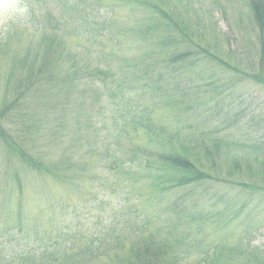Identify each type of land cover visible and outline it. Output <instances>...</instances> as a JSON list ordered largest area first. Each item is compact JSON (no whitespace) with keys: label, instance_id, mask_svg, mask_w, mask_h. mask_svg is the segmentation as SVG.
<instances>
[{"label":"rangeland","instance_id":"obj_1","mask_svg":"<svg viewBox=\"0 0 264 264\" xmlns=\"http://www.w3.org/2000/svg\"><path fill=\"white\" fill-rule=\"evenodd\" d=\"M258 1L76 0L78 7L72 9L73 1L70 0H64L63 4L60 0H0V111L12 109L7 116L8 123L4 122L6 133L17 140L25 138V146L32 147L44 162L60 159L74 165L83 158V168L90 167L94 162L98 163V173H101V166L104 168L100 175L103 179L90 185H87L88 178L84 182L78 179L66 181L64 179L70 178L62 173L59 178L64 179L55 180L51 175H41L16 163L18 160L10 156L0 137V229L22 224L26 233L18 240L6 243L3 256L12 257L23 254L24 250L39 249L63 231L69 233H63L61 245L68 241L70 251L52 264H149L150 261L141 262L142 252L139 255L138 251L130 248L133 244L149 240L159 225H173L175 216L170 213V203L180 206L183 211L196 208L197 214V207L203 206L209 216L199 219L196 218V211L192 212L191 217L195 219L191 222L185 220L183 229L195 233L201 226L200 236L205 237V248L210 245L212 249L222 242L221 251H264V196L251 193L249 197L246 191L213 183L206 189L170 191L166 193L165 202L146 185L141 191H136L138 199L116 197L119 183L112 184L105 179V176L116 173H103L113 160V156L110 157L113 153L99 157L93 156L92 152L94 145L107 141L119 150L120 157L125 150L129 153L136 149H153L155 141L142 127L150 114L153 128L164 127L169 132L177 130L183 134L190 125L202 126L209 121L211 124L207 130L226 128L231 124L230 133L236 137L249 131L253 135H261L258 132L261 127L258 117L264 114V77L260 82L254 80L258 69L264 68L260 65L257 36L260 23L255 4ZM151 3L169 9L170 14L176 12L192 38L206 43L209 49L222 53L225 60L243 69L244 74L239 76L241 80L233 74L231 65L226 75L220 66L212 63L190 70L188 75L195 91L207 90L191 109L187 96L181 101L184 106L172 98L184 94H178L174 88L175 81L166 73L161 74L163 80L157 84L158 89L150 90L142 84L132 89L126 73L134 77L137 69L130 70L128 67L133 63L140 68L142 63L150 66L154 60L158 66L152 65L153 68L161 72L170 58L163 43L156 48L153 39L138 36L140 28L145 30L148 25L145 21ZM57 24L67 28L64 48L85 56L84 62L80 59L83 62L81 66L85 62L92 63L114 77L90 82L88 88L82 91L80 104L74 110L71 105L64 111L58 108L60 95L57 89L51 92L52 99L42 94L30 96L25 92L16 97L14 64L25 58L29 48L37 50L43 25L54 33ZM53 35L62 42L59 32ZM50 39L54 40L51 36ZM61 63L60 59L58 65L61 71L70 67L69 58ZM246 71L254 72L249 74ZM20 76L21 71H17L16 79ZM210 83L213 84L209 86ZM183 87L188 88L187 82ZM195 91H190V97ZM23 99L27 103L26 109L33 114H21L17 108L13 109ZM180 111L183 113L179 114ZM226 115H231L230 121L225 118ZM59 116L61 120H55ZM74 116L80 118V133L76 140L71 139ZM68 156L71 159H67ZM120 173L119 179L125 181L127 176ZM136 174L137 171L131 173V180ZM116 198L131 200L117 203ZM194 200L197 201L195 207ZM119 211H123L129 219L125 224L127 238L122 248H117L116 243L106 237L107 229L117 226V222L112 220ZM218 212H221L219 216ZM36 227H39L38 231ZM101 235L112 245L101 246L95 252L84 251ZM28 256L31 264H44L45 258L38 252L32 251ZM195 259L188 258L182 264ZM235 260L223 258L215 264H241L245 259L236 255ZM16 261L13 264L23 263L22 259Z\"/></svg>","mask_w":264,"mask_h":264},{"label":"trees","instance_id":"obj_2","mask_svg":"<svg viewBox=\"0 0 264 264\" xmlns=\"http://www.w3.org/2000/svg\"><path fill=\"white\" fill-rule=\"evenodd\" d=\"M70 1H73L71 8L76 9L78 7L76 0ZM61 2L63 4L64 0H61ZM147 8L149 9L148 6ZM255 9L260 23L258 24L259 30L257 34L260 42V65H264L263 0H259L255 4ZM145 22L148 25L145 30L140 28L138 36L153 39L156 42V48L159 47V43H163L170 54V58L165 62L161 72H159L158 68H153V66H158V63L154 60H152L150 66L142 63L140 68L137 63L136 65L133 63L128 67L130 70L137 69L134 77H130L126 73L128 84L132 89L139 84L150 90L158 89L159 86L157 84L163 80L161 74L166 73L169 77L172 76L175 81L174 88L179 92L178 94H184L182 97L172 98L176 102L178 101L179 105L184 106L185 103L181 101L187 96L190 99L188 103L189 109H191L202 98V95L207 93V90L199 93L195 91V85L192 84V79L188 75L190 70L203 64L212 63V65L220 66L221 71L226 75L229 70L228 66L231 65L234 70L233 74L237 76L238 80H241L239 76L243 75L245 71L225 60L222 53L218 54L209 49L206 43L203 44L196 38H192L190 33L184 28L185 23L176 12L170 14L169 9H165L159 4L151 3ZM47 29L48 27L45 25L40 29L42 34L40 44L35 48L37 50L29 48L25 58L14 64L13 70L16 72L13 81L16 83V97H20L25 92L26 94H31L30 96L42 94L46 95L48 99H52L54 96L51 92L57 89L60 95L58 108H62L61 111H64L71 105L74 110L80 104L82 91L88 88L90 82L112 76L106 70L92 63L85 62L81 66L85 56L80 53L73 54L72 51L64 48L67 29L65 25L57 24L55 26V32L61 34L62 42L55 38L56 35H53L55 32L51 33ZM50 36L54 40L50 39ZM66 58H69L70 67L61 71L58 61L61 59L63 63ZM17 71H21V76L18 79H16ZM258 71V76L254 77V80L260 82L261 78L264 77V68L260 67ZM246 72L252 74L254 71ZM7 82H9V79H7ZM186 82L188 88L183 87ZM212 84L210 83L209 86ZM233 84L236 85L235 82ZM192 89L195 92L190 97ZM208 90L210 91V89ZM74 93L75 97L72 98ZM26 106L27 103L23 99L13 109L17 108L21 114H33L26 109ZM11 110V108H4L0 111V137H2L4 144L7 146L10 156L12 155L18 160L15 161L16 163L32 171L39 172L41 175H51V178L55 180L64 179L59 178L60 173L70 178L64 179L66 181L78 179L84 182L88 178L87 185L103 179L100 175L104 168L101 166V173H98L99 166L95 162L90 167L83 168V158L81 161L74 163V165L68 164L66 160L57 159L54 161L52 159L44 162L39 159L32 147L25 146V138L17 140L13 135L6 133L3 126L4 122L8 123L7 116ZM181 113L183 112L180 111L179 114ZM58 115L64 114L59 113ZM208 116L220 119V117L212 114H208ZM230 116L226 115L225 118L230 121ZM58 119L61 120V117L59 116L55 120ZM73 119L75 124L72 126L71 139L76 140L80 133V118L79 116H74ZM258 119L259 123H261L258 132L262 133L261 135H253L249 131L244 132L246 133L245 135L236 137L230 133L232 130L231 124L226 128L217 127V130H207L206 128L211 124L209 121L202 126L190 125L183 134L177 130L175 132L166 131L164 127L153 128L150 114L145 123L142 124V127L154 139L155 146L153 149H136L129 153L125 150L122 153V157H120L119 150L115 149L113 143L107 141L100 145H94L95 148L92 149V152L93 156L98 155L99 157L101 155L107 156V153H113L110 156H113V160L103 173H116L113 176H105V179L111 181L112 184L119 183L118 191L115 192L116 197L132 196V199H134L133 197L138 199L140 197L135 196L136 191H141L142 187L146 185L155 195L164 199L165 202L166 193L170 191L183 188H186V190L206 189L213 183L225 184L228 189L235 188L240 191H246L249 197L251 193L252 195L264 196V114L260 115ZM249 129L251 130L252 128L249 127ZM215 133L222 135V137H216ZM135 171H137V174L131 180V173ZM120 172L127 176L125 181L119 179ZM16 176L18 177L17 173ZM141 181L144 183L142 184ZM126 200L129 201L131 199H118L117 203H122V201ZM193 205L195 207L197 201L194 200ZM197 208L199 216H197L196 208L183 211L180 206L170 203V213L175 216L173 225H159L157 232L151 234L149 240L142 244H133L130 249L138 251L139 255L142 252L143 254L140 255L141 262L150 261L149 264H182V261L191 257L196 259L186 264H215L223 258L235 260L236 255L242 256V260L245 259L241 264H264V251H221L224 245L222 242L212 248L216 251H212L210 245L205 248L203 246L205 237L200 236L202 232L201 226L198 227L195 233H191L185 228L183 229L185 220L191 222L195 219L191 217L192 212L196 211V218L199 219H206L209 216L203 206H198ZM128 211L131 212L130 209ZM135 213L136 211L133 214ZM220 213L218 212L217 216ZM149 219L152 221L151 218ZM128 220L126 219V214H123V211H119L118 215L112 220V222H117V226L110 227V230L107 229L106 231V237L111 238L116 243L117 248H122L127 238L125 224ZM35 229L38 231L39 227ZM63 233L68 234L69 232L60 231L55 237H51L47 245L32 250L45 258L44 264H52L64 253L70 251L68 241L62 242L61 245ZM23 235L26 234L22 224L0 229V257H3L2 251L6 243L18 240ZM105 241L106 238L101 235L84 251L95 252L99 251L101 246L106 248L107 245H112L111 241L110 243ZM32 251L28 253L30 254ZM28 253H23L26 256L25 258L22 257L23 254L20 255L23 260L22 264H31V258L27 256ZM53 257L54 259H48Z\"/></svg>","mask_w":264,"mask_h":264}]
</instances>
